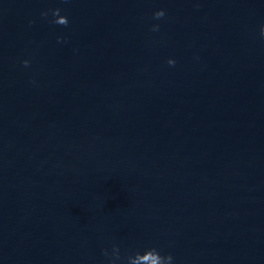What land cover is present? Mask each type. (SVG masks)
I'll return each mask as SVG.
<instances>
[{
    "label": "water",
    "instance_id": "1",
    "mask_svg": "<svg viewBox=\"0 0 264 264\" xmlns=\"http://www.w3.org/2000/svg\"><path fill=\"white\" fill-rule=\"evenodd\" d=\"M0 264H264V0H0Z\"/></svg>",
    "mask_w": 264,
    "mask_h": 264
},
{
    "label": "clouds",
    "instance_id": "2",
    "mask_svg": "<svg viewBox=\"0 0 264 264\" xmlns=\"http://www.w3.org/2000/svg\"><path fill=\"white\" fill-rule=\"evenodd\" d=\"M172 62H173V61L169 60V62H168V63H170V64H171ZM24 63H25V64H27V61H24Z\"/></svg>",
    "mask_w": 264,
    "mask_h": 264
}]
</instances>
